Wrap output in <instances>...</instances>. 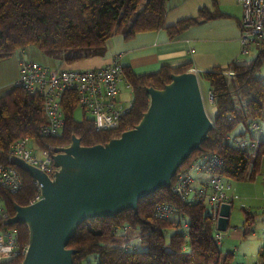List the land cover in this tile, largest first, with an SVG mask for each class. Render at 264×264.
<instances>
[{"label":"trees","instance_id":"1","mask_svg":"<svg viewBox=\"0 0 264 264\" xmlns=\"http://www.w3.org/2000/svg\"><path fill=\"white\" fill-rule=\"evenodd\" d=\"M165 1L0 0V59L34 46L45 56L71 65L103 56L114 35L128 41L138 33L164 30L172 40L198 22L186 18L166 25ZM261 55L262 52L248 64L232 61L224 67L199 72L200 85H206L213 97V112L208 114L213 128L200 148L189 155L177 172L196 157L216 154L222 161L214 171L219 178L226 182L255 180L264 157V136L257 142L256 138L247 137L256 143L254 148L251 144L240 147L238 143L244 138V132L239 134L240 140L231 133L240 124L249 131V127L264 116V77L259 74ZM188 69V65L163 66L154 73L135 75L123 67L124 79L132 88L130 108L118 128L102 132L94 131L90 117L74 118L78 97L73 90H66L61 95L64 123L54 137L39 133L44 121L41 95L31 94L16 85L0 91V164L13 167L21 181L15 192L0 186V211L12 216L14 205L26 206L39 195L29 175L9 164L11 146L17 140L27 138L37 147L33 153L65 147L72 136L79 138L83 146L105 144L138 123L148 107L147 87L161 89L170 81L171 74ZM226 71L232 74L228 76ZM201 173L208 174L209 179L213 176L198 172ZM194 196L196 200L179 199L170 188H160L141 199L136 211L127 210L115 217L94 218L81 223L67 245L76 251L73 264L91 262L90 257L96 260V264H219L221 252L215 236L212 208L205 198ZM165 203L174 208V214L168 219H159L154 214L155 208ZM181 218L187 220L183 228ZM245 225L249 226L250 220L246 219ZM3 228L14 230L20 245H27L25 225L7 226L0 219V229ZM131 233H135L138 244L130 243ZM259 257L264 264V246ZM21 260L22 257H16L5 264H20Z\"/></svg>","mask_w":264,"mask_h":264},{"label":"water","instance_id":"2","mask_svg":"<svg viewBox=\"0 0 264 264\" xmlns=\"http://www.w3.org/2000/svg\"><path fill=\"white\" fill-rule=\"evenodd\" d=\"M146 94L140 120L118 137L83 146L72 136L69 145L54 148L51 176L10 156L9 164L39 186L36 201L14 205V214L3 221L27 228L20 264H73L76 251L67 245L81 223L136 211L141 199L170 188L179 167L207 139L213 124L195 72L171 74L161 89L147 87ZM230 209V203L219 206L218 231L226 230Z\"/></svg>","mask_w":264,"mask_h":264},{"label":"built area","instance_id":"3","mask_svg":"<svg viewBox=\"0 0 264 264\" xmlns=\"http://www.w3.org/2000/svg\"><path fill=\"white\" fill-rule=\"evenodd\" d=\"M238 3L242 9L240 18L241 50L242 53L246 54L253 45L264 42V0H238ZM190 71L199 72L195 69ZM225 74L230 76L232 73L226 72ZM123 78V67L117 58L103 67L87 70L50 69L35 61L20 60L18 78L14 85L24 88L31 94H38L43 97L44 121L40 125L39 133L45 137H54L60 133L64 123L60 98L66 90H73L77 94L78 107L91 118L95 132L118 128L122 122V117L130 108V103L123 104L117 101L118 83ZM207 99L212 104L213 97L209 91L207 92ZM253 128L256 130V125ZM30 144L31 142L27 138L17 140L11 146L10 155L24 160L46 175L51 176L55 171L51 159L52 150L39 149V153H41V157H39L33 153ZM238 144L240 147H245L247 144H251L252 148L256 146V143L253 144L248 138L240 140ZM221 163V159L216 154L196 157L187 167L178 174L176 173L171 184L172 193L179 199L187 200L193 191L191 188L193 179L190 172L211 173L213 176L209 179L208 185L199 187L193 192L197 197L207 200L212 208L211 215L215 226L219 217V206L231 201V197L228 195L230 189L228 182L214 174L215 169ZM34 184L39 191V186L35 182ZM20 185L18 172L13 167L0 164V186L10 192H15L20 188ZM206 187L210 189L209 192H207ZM38 198L39 195L30 203ZM154 214L159 219H168L173 216L174 208L168 203L161 204L156 206ZM9 217L5 211H0V219L5 221ZM215 236L219 243L220 236L218 234ZM26 247L27 245H20L14 230L0 229V264H5L16 257H23ZM87 264H91V262Z\"/></svg>","mask_w":264,"mask_h":264},{"label":"crops","instance_id":"4","mask_svg":"<svg viewBox=\"0 0 264 264\" xmlns=\"http://www.w3.org/2000/svg\"><path fill=\"white\" fill-rule=\"evenodd\" d=\"M165 10L166 25H172L177 20L186 18H191L198 22L178 34L172 40L168 38L164 30L138 33L128 41L123 40L120 35H114L108 41L106 53L101 57H93L71 65H66L58 59L45 56L47 59H41L42 64H39L47 66L50 69L66 68L85 70L103 67L114 58H117L122 67L129 68L135 75H142L154 73L163 66L179 67L188 65V71L196 69L199 72H203L215 67H224L232 61L237 64H248L251 60L258 57L260 52H262V60L264 58V42L259 45H253L248 53H242V45L240 42V18L242 9L238 0H166ZM200 10H203V13H200ZM209 15L215 16L210 17ZM251 53L254 56L247 62V56ZM15 54L16 56L14 57L11 55L0 59V91L13 86L18 78L20 60L25 59H23L22 51L15 52ZM33 55L36 56L34 52H32ZM118 91V102L123 104L131 103L133 97L132 88L124 78L118 83ZM207 92L208 90H206ZM123 95L126 96L124 99H122ZM259 120L263 124V130H261L258 121L249 127L255 130L253 126L256 125V141L261 140L264 136V116ZM243 137L244 139L242 140L247 139L246 135ZM195 179L196 181L193 179L191 183H196L192 189L193 191L202 185L205 186L204 178L200 174L196 175ZM244 186L238 184L230 186L228 195L231 197V208L233 207L235 196L239 194L236 191H239ZM206 189L207 192L210 191L208 187ZM193 191L188 198L189 201L192 199L196 200ZM260 196L264 200L263 191H261ZM244 198L246 201L252 199L251 196L247 195ZM261 210L263 211V215L264 204ZM215 230L218 231L216 226ZM135 239L136 236L131 239L130 243L133 244ZM236 243H239V241L233 240L231 235H228L226 240L221 242V248L226 252H223L219 248L221 252L219 264H231V260L234 257L232 249ZM259 244L261 246L257 250L258 262L254 264H262L259 253L264 246V239L259 241ZM133 245L136 244L134 243Z\"/></svg>","mask_w":264,"mask_h":264},{"label":"rangeland","instance_id":"5","mask_svg":"<svg viewBox=\"0 0 264 264\" xmlns=\"http://www.w3.org/2000/svg\"><path fill=\"white\" fill-rule=\"evenodd\" d=\"M166 8H167V5H166ZM22 52H23L22 54L23 59L25 60H32V61L41 63L42 62L41 59H47L45 55L42 54L40 51H38L34 46H28L25 49H23ZM32 52H34L36 56L34 55L32 56ZM252 53L247 56L248 58L247 62H249L253 58L254 55H252ZM12 56L14 57L16 56V54L14 53ZM196 74L198 75L199 72H197ZM259 74L262 77H264V58L260 66ZM206 90H207L206 85L201 84L200 93L202 96L204 107H205L207 114H211L213 112V107H212V104L209 103L207 99ZM125 97L126 96L123 95L122 99H124ZM83 117L88 118L89 116L83 113V111H81V109L77 107L74 111V118L77 120H81ZM258 122H259L258 124L261 127V130H263V124L260 122V120H258ZM246 130H247L246 127L240 124L231 133V136L232 137L234 136L237 140H239L241 138L239 137V133L244 132V134L247 137L248 136H251L253 138L256 137L257 131L250 128L249 133H248V131ZM30 147L34 150V146H32V143L30 144ZM34 153L36 156L41 157V153L37 151H34ZM178 173L179 172H177V174ZM196 175H198L197 172L195 171L190 172V176L192 177V179H194V181H196L195 179ZM200 176L204 178V182H207L209 179L208 174L201 173ZM227 182L229 186H233L235 184L245 185V186L240 188L239 191L241 192L236 191V193H239V194L235 196L233 207L230 210L229 225L227 229L225 231H216L217 234L220 236L219 248H221V242H224L227 236L231 235L233 237V240L239 241V243H236L232 249L234 253V257L231 260V264H254L255 262L257 263L258 262L257 250L261 246L259 244V241L264 239V222H263V215H262L263 211L261 210V207L264 204V200L260 196L261 191L264 192V158L261 160L259 172L254 181L227 180ZM172 183L173 182H171V184ZM195 185L196 183L193 182V184H191V188L193 189ZM170 190H171V186H170ZM246 195L251 196L252 199L250 201H246L244 198L246 197ZM0 209H2V202H0ZM246 219L250 220L249 226L245 225ZM186 223H187V220L185 218L180 219V224L182 228L183 226L186 225ZM130 237L131 239L135 237V233H131ZM134 243L135 244L138 243L137 237L133 241V244ZM221 250H223V252H226L222 248ZM89 259L91 261V264H96V260L94 258L90 257ZM85 264H87V262Z\"/></svg>","mask_w":264,"mask_h":264}]
</instances>
